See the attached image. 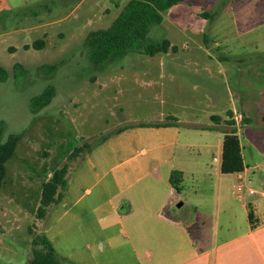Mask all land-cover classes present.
<instances>
[{"label":"rangeland","instance_id":"1","mask_svg":"<svg viewBox=\"0 0 264 264\" xmlns=\"http://www.w3.org/2000/svg\"><path fill=\"white\" fill-rule=\"evenodd\" d=\"M126 1L84 0L78 6L80 0H0V67L6 71L0 81L1 140L22 135L5 164L0 264H28L35 233L50 240L63 264L114 262L116 258L104 256L110 249L106 239L113 235L125 241L116 219L126 213L114 196L134 178L115 187L109 180L124 171L165 173L178 162L158 157L171 153L191 154L187 169L213 174L220 164L217 137L226 130L221 125L200 132L184 124L193 115L203 121L208 111L222 118L225 111H235L240 118L233 128L248 173L241 181L228 176L226 184L235 201L240 196L241 203L264 212V0H184L165 11L146 36L150 42L167 39L176 51L152 57L130 52L96 72L83 41L88 32L108 27ZM40 39L44 47L33 49L31 44ZM26 45L30 47L24 49ZM173 57L197 58L203 64L184 66L187 71L169 78L167 66L160 63ZM16 65L23 69H14ZM51 65L54 71L42 68ZM48 86L53 98L32 113L30 100ZM172 115L181 121L177 130L146 126ZM176 132L178 144L173 145ZM103 136L106 140L82 163L71 166L62 201L33 229L43 183L75 147L99 143ZM211 177L197 182L184 178L180 190H174L184 202L182 210L198 207L194 220H204L205 230L210 227ZM93 253L103 257L92 258ZM139 259L146 263L154 258L144 254Z\"/></svg>","mask_w":264,"mask_h":264},{"label":"crops","instance_id":"2","mask_svg":"<svg viewBox=\"0 0 264 264\" xmlns=\"http://www.w3.org/2000/svg\"><path fill=\"white\" fill-rule=\"evenodd\" d=\"M82 1L84 0H80L78 6ZM201 64L203 62L197 58L181 59L178 57L162 59L160 63V65L167 66L165 72L169 78H174L176 74L187 71L184 66ZM186 108L194 111L189 107ZM231 112L232 120L236 124L237 122L234 121L236 112ZM204 113L203 121H195L197 116L193 115V120L184 124L200 132L214 131L221 125L227 130L225 127L226 121L229 120L227 117H219L212 111ZM211 116H218L219 120L212 121ZM242 117L244 120L247 119L245 115ZM173 120L177 126L181 124V121L174 115L166 117L164 122L173 123ZM177 126L151 128L168 131L177 130ZM223 134L217 137L220 145H222ZM171 138V144H178L177 132ZM190 155L181 154L179 157L173 153L169 157L165 154L159 155L158 160L166 158L171 163L175 160L178 162L174 166L171 164L165 173L145 170L124 171L109 180L108 183L115 187L120 182L128 183L134 178L129 186L124 187L123 191H119L114 196L118 203L123 202L121 211L126 212L122 218L116 219V223L122 229V235L119 236L125 241L121 243L117 237L110 235L106 239L107 247L110 249L104 256L116 258L115 261L94 259L92 264H115V262L117 264H264V212L249 202L241 203L240 196H237V201H235L231 196L233 192L226 184L228 176H236L239 181L244 179L248 173L244 161L242 173L223 175L219 171V164L213 174H209L206 170L198 171L196 174L186 168L193 162V157ZM213 161L216 162L217 159L214 158ZM173 171L181 173L182 182L184 178L197 182L198 179L212 176L209 229H204L203 226L206 224L204 220L200 218L194 220V215L198 212L195 204L182 210L184 202L180 201L169 182ZM262 197H264L263 194ZM178 204L181 205L178 206ZM134 210H137V215L131 216L135 213ZM249 211L252 213V223L248 219ZM109 221L108 219L103 220L106 224ZM194 222L196 223L193 224ZM192 225L196 227L191 228ZM91 240L96 242L97 239ZM144 254L149 257L153 256L154 259L143 263L139 257ZM91 257L99 258L103 255L93 253Z\"/></svg>","mask_w":264,"mask_h":264},{"label":"trees","instance_id":"3","mask_svg":"<svg viewBox=\"0 0 264 264\" xmlns=\"http://www.w3.org/2000/svg\"><path fill=\"white\" fill-rule=\"evenodd\" d=\"M183 1L127 0L108 27L88 32L83 41V47L86 50L89 63L94 71L103 72L107 64L123 59L130 52H137L152 57L156 54H166L169 50L176 51L177 48L171 46L167 39H163L160 42H150L146 36L151 25L162 22V14L165 11ZM201 15H204V13H201ZM44 45V40L40 39L34 41L31 47L39 50ZM29 47L26 45L24 49H28ZM42 68L54 71L56 66L51 65ZM14 69L21 70L23 68L20 65H16ZM5 78L6 71L0 67V81H4ZM53 96L54 89L52 86H48L41 94L30 100V111L32 113L38 112L50 103ZM226 117L229 119L226 123L230 128L226 130L222 137L219 171L223 175L238 174L244 170L241 146L236 131L233 128L232 112L227 111ZM211 120L217 121L219 117L211 116ZM173 121V123L162 122L148 124L146 126L154 128L177 126L175 120ZM262 121L264 122V114L262 115ZM121 131L119 129L116 133L118 134ZM1 133L0 129V194L6 174L5 164L14 154L17 143L22 136L21 134L9 135L5 141H2ZM106 138V136H103L100 142L96 144L84 143L81 146L75 147L66 157L65 163L51 173L41 188L39 205L34 215L33 229L37 228L36 223L44 222L48 217L49 211L62 201L67 190L68 175L71 166H78L82 163L86 155L95 146L104 142ZM169 182L172 188L178 192L182 182L181 173L177 171L171 172ZM248 219L252 223V213L250 211L248 213ZM32 228L31 234L34 233ZM31 246V258L28 264H63L46 236L35 233L31 239Z\"/></svg>","mask_w":264,"mask_h":264},{"label":"built area","instance_id":"4","mask_svg":"<svg viewBox=\"0 0 264 264\" xmlns=\"http://www.w3.org/2000/svg\"><path fill=\"white\" fill-rule=\"evenodd\" d=\"M239 120H240V118L237 117V116H235L234 121L238 123ZM237 191H238V192L240 191V187L237 188ZM251 193H252V191H249V194H251Z\"/></svg>","mask_w":264,"mask_h":264},{"label":"water","instance_id":"5","mask_svg":"<svg viewBox=\"0 0 264 264\" xmlns=\"http://www.w3.org/2000/svg\"><path fill=\"white\" fill-rule=\"evenodd\" d=\"M181 204H178V206H180Z\"/></svg>","mask_w":264,"mask_h":264}]
</instances>
